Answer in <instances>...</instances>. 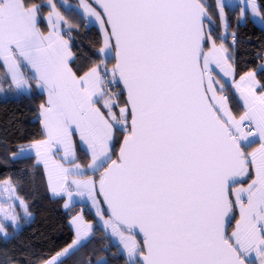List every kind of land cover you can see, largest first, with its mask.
<instances>
[{"label": "snow or ice", "instance_id": "obj_1", "mask_svg": "<svg viewBox=\"0 0 264 264\" xmlns=\"http://www.w3.org/2000/svg\"><path fill=\"white\" fill-rule=\"evenodd\" d=\"M96 2L103 14L87 0H80V8L99 24L103 45L96 53L99 60L79 74L61 34V22H67L53 0H48L47 33L39 26L44 5L0 0L4 79L20 94L31 92V80L46 93L39 106L43 137L20 146L12 159L34 150L54 196L91 200L105 231L119 238L117 254L125 264H254L253 253L264 264V91H259L264 84L254 71L235 83L244 107L237 118L224 86L220 94L214 86L219 81L213 79V65L224 77L232 66L212 28L205 31L203 21L210 18L201 0ZM217 5L227 28L224 0ZM61 6L77 12L67 0ZM249 7L257 14L256 0H246L238 27ZM205 45L210 47L205 50ZM121 84L119 93L111 91ZM125 93L119 106L118 97ZM120 134L123 141L113 159ZM76 135L87 146V165L78 162ZM256 138L258 147L247 151ZM253 172L255 178L244 186L241 181ZM4 184V191L15 192L8 187L11 181ZM98 196L107 205L108 219ZM9 199H18L25 215H31L23 199ZM236 207L240 219L229 232ZM0 215L17 223L13 205H0ZM72 223L76 239L44 264H57L91 236L93 226L82 215ZM0 233L9 235L2 222ZM95 264L108 260L102 256Z\"/></svg>", "mask_w": 264, "mask_h": 264}, {"label": "trees", "instance_id": "obj_2", "mask_svg": "<svg viewBox=\"0 0 264 264\" xmlns=\"http://www.w3.org/2000/svg\"><path fill=\"white\" fill-rule=\"evenodd\" d=\"M53 1L56 2L60 14L67 22H62V27L65 31L70 32V48L74 54L71 66L74 70L78 68L79 74H82L83 71H86L88 67L99 60L96 53L103 44L100 28L98 25L89 24L87 18L79 10L77 12L66 11L61 6L60 0ZM67 1L71 4L78 2V0ZM28 2L44 5L40 9V16L46 14L50 9L45 4L46 0H28ZM87 2L102 14L92 0H87ZM201 2L212 20V25H209V28H212L213 38L216 43L222 41L228 49L229 60L233 63L235 76L242 75L244 72L255 71L257 80L264 84V69L260 68L264 64V25L258 26L253 19L246 15L243 24L238 27L239 9L225 6V14L229 20L227 29L230 33L227 38L221 40L217 0H201ZM256 2L262 18L264 17V0H256ZM39 26L41 29H45L42 20L39 21ZM233 33H236L235 47L232 44ZM114 62V59L109 61L108 66L113 65ZM214 80L219 81V84L214 86L220 94L219 88L223 83L222 79L216 76ZM117 87L119 88V85ZM224 88V94L229 97L230 108L235 115H240L241 105L238 95L230 91L229 85L225 84ZM261 90L264 91V89ZM0 91L3 94V97L0 98V182L5 179L10 180L16 195L25 201L28 211L32 214L31 220L23 222L19 229L13 231L10 227L12 230L9 229L10 235L7 237L0 234V264H41L48 257L57 254L74 239L75 233L69 218L81 209L85 219L94 222L92 234L86 242H83V246L72 250L57 264L60 262L62 264H89L90 260L92 264H95L102 256L107 258L108 264H125L124 257L117 254L118 247L108 237L105 229L97 224V220L90 209L85 211L82 208L84 205L79 204L65 208L62 197L53 198L50 195L44 169L40 164L37 165L34 156L12 159V154L17 152L20 146L30 144L43 137L39 106L45 101V95L36 90L28 92V94L15 93L8 80L4 79L1 67ZM118 99L124 104V95L119 96ZM122 137L123 134H120L114 142L113 159L117 157V150ZM255 144L253 143L248 147L247 151L254 148ZM77 155L78 160L85 165L88 161L86 152L78 148ZM98 197L104 215L107 217L103 197ZM138 239L141 241L140 238ZM105 247L107 251L104 250ZM254 264L259 263L255 261Z\"/></svg>", "mask_w": 264, "mask_h": 264}, {"label": "crops", "instance_id": "obj_3", "mask_svg": "<svg viewBox=\"0 0 264 264\" xmlns=\"http://www.w3.org/2000/svg\"><path fill=\"white\" fill-rule=\"evenodd\" d=\"M224 1H226V0H224ZM55 2V1H54ZM236 2H237V0H236ZM60 3H61V0H60ZM67 3L69 4V5H71V3L69 2V1H67ZM47 6H49L50 7V5H48L47 3H45ZM55 4H56V2H55ZM90 4V3H89ZM225 5H226V7H228L227 5H229L230 3H228V4H226V3H224ZM92 6V5H91ZM57 7V6H56ZM93 7V6H92ZM240 4H237L236 3V5H235V8H238L239 9V11H238V15H239V13H240ZM94 8V7H93ZM229 8V7H228ZM230 8H232V7H230ZM51 11V7H50V9H49V11L48 12H46V14H43L42 16H40V20H42L43 22H44V26H43V28H45L44 30L43 29H41L42 31H44L45 33H47V31L49 30V27H48V20H47V16H48V13ZM57 11H59L58 10V8H57ZM78 11V10H77ZM247 14V16H248V11L246 12ZM82 14V13H81ZM83 15V14H82ZM238 15H237V19H238ZM85 16V15H84ZM86 17V16H85ZM246 17V16H245ZM53 19H55V17L53 18ZM88 20V19H87ZM89 24L90 23H92V24H95V25H98L99 26V24L95 21V18L94 17H91V20L89 21H87ZM62 23V22H61ZM263 25H264V23H263ZM100 28V27H99ZM64 27H62V25H61V34L63 35V33H64ZM63 37H64V35H63ZM64 39H66V40H68V42H69V45H70V39H67V38H65L64 37ZM103 45V44H102ZM218 46H219V44H217ZM210 47V46H209ZM72 51V50H71ZM73 53V52H72ZM227 55H228V57L230 56L229 55V53H227ZM228 63L232 66V68H231V74L228 76V77H224L223 76V73L220 71V69L219 68H216L215 67V65H213V73H212V75H213V79H215L216 78V76H218V77H220L221 79H222V82L223 83H221V85H223L224 87H225V84H227V85H229L230 86V91L231 92H234L236 95H238V98H239V101H240V105H241V113H240V115L243 113V111H244V107H243V101L240 99V94L236 91V89H235V83L236 82H239L240 81V77L241 76H244L246 73H248V72H250V71H248V72H245L244 74H242L241 76H235V73H234V68H233V63H231L230 62V60L228 59ZM0 67H1V70H2V73H4V75H5V70H4V68H3V62L2 61H0ZM257 79V78H256ZM258 81V80H257ZM8 83H9V85H11V82H10V79L8 80ZM30 84H31V86H32V90H36L37 92H41V90H39V89H37L36 87H35V84H36V81L35 80H31L30 81ZM12 87V89L15 91V93H18L17 92V90L13 87V86H11ZM220 89V88H219ZM31 90V91H32ZM259 91H262L261 89H259ZM218 92V91H217ZM24 94H28V92H25ZM44 95H45V100H46V93H43ZM219 94V93H218ZM224 94V93H223ZM225 95V94H224ZM1 97H3V94L1 93V91H0V98ZM119 100V99H118ZM98 106H100V105H98ZM119 106H123V104L121 103V101L119 100ZM230 107V106H229ZM114 111H116L117 113H118V111H119V107H116V108H114ZM240 115H236L237 116V118H239V116ZM74 143H75V151H76V156L78 157V155H77V149L78 148H80L81 150H83L84 152H86V154H87V146L86 145H84V144H82V142H80V140H79V136L78 135H76L75 137H74ZM255 146H254V148L255 147H258V145H259V139L258 138H256V141H255ZM28 145V144H27ZM23 146H26V145H23ZM252 150V149H251ZM251 150H249V151H251ZM26 154H29V156H34L35 157V160H37V158H36V155H35V151L34 150H32V151H30V152H28V153H26ZM60 155H62V153H60ZM88 155V154H87ZM55 158H57V159H59V156H57V157H55ZM89 160H90V158H89V156H88V161H87V163H85V165H87L88 163H89ZM78 162L79 163H81L80 162V160H78ZM82 164V163H81ZM83 165V164H82ZM40 166L44 169V165L41 163L40 164ZM44 174H45V169H44ZM87 175H93L91 172H88L87 173ZM45 178H46V180H47V176H46V174H45ZM94 178L95 179H98L99 178V174L98 173H95V175H94ZM255 178V174H254V172L252 173V175H250V176H248V177H246V178H244L242 181H241V183L244 185V186H247V184L248 183H250L251 182V180L252 179H254ZM237 186H239V185H237ZM47 188L49 189V187H48V183H47ZM49 192H50V195L53 197V198H55V197H62L63 199H64V205H65V203H68V197L66 196V195H62V196H54L53 194H52V192L50 191V189H49ZM234 199V198H233ZM100 200V199H99ZM70 202H73V203H70V204H73V205H76V204H79V205H84V206H86V208H89L90 210H91V204H92V201L91 200H89L86 196L85 197H80V196H73V198H72V200L70 201ZM69 204V206L68 207H71V206H73V205H70ZM67 207V208H68ZM91 212H92V210H91ZM92 214H93V216H94V213L92 212ZM95 217V216H94ZM105 218H107L108 219V217H105ZM238 219H240V210H239V208L238 207H236V208H234V219H232V221H231V224L228 226V231L229 232H231L232 231V229L235 227V221L236 220H238ZM98 224V223H97ZM102 225V226H101ZM101 227L103 228V229H105L104 228V224H103V220H102V222H101ZM106 234L108 235V237L112 240V242L118 247V250H119V248H122V245H120V243H119V238L118 237H113L112 235H111V229H108L107 230V232H106ZM137 238V237H136ZM138 239V238H137ZM139 240V239H138ZM252 260L255 262H257V263H259V261L258 260H256V257H255V254L253 253L252 254Z\"/></svg>", "mask_w": 264, "mask_h": 264}, {"label": "rangeland", "instance_id": "obj_4", "mask_svg": "<svg viewBox=\"0 0 264 264\" xmlns=\"http://www.w3.org/2000/svg\"><path fill=\"white\" fill-rule=\"evenodd\" d=\"M244 2H246V0H237V2H236V0H226V1H224V3H226V4L230 3L229 5H232V8H235L236 3H237V4H240V7H239V8H240V13H239V15H238V18H239L240 15H241V10H242L243 3H244ZM46 3L48 4V0H46ZM53 3H55V2L53 1ZM87 3H88V2H87ZM256 3H257V2H256ZM71 5L75 6L76 9L79 10V11L84 15V13H83V9L80 8V0H78L77 3H73V4H71ZM90 5H91V4H90ZM217 9L219 10L218 5H217ZM247 11H248V16H249V18H250V19H253L254 22H255L258 26L262 27L264 22H263V20H262L261 17H260V14H259L258 9H257V14H253L252 9H251L250 7L247 9ZM224 13H225V9H224ZM246 14H247V13H245V16H246ZM225 17H226V19H227L226 14H225ZM86 18H87L89 21L91 20V17H87V16H86ZM237 20H238V19H237ZM244 21H245V17H244ZM228 22H229V20H227V27H228ZM209 25H210V24H207V26H206V31H208V29H209ZM210 26H211V25H210ZM219 31H220V32H219L220 36H223L224 38H227L228 34L230 33V31H229L227 28H225L224 23L221 21V19H220V30H219ZM221 43H223V42L220 41V42L217 43V44L220 45ZM223 44H224V43H223ZM209 46H210V45H206V46H205V50H207V48H208ZM224 46H225V48H227L225 44H224ZM228 53H229V52H228ZM262 66H264V64H263ZM262 66H260V68H261V69H264V67H262ZM108 67L111 68L112 65H109ZM254 72H255V71H254ZM244 73H245V72H244ZM244 73H243V74H244ZM239 76H241V75H239ZM15 153H16V152H15ZM25 156H29V154H25ZM5 181H10V180L5 179V180H3V181L0 182V205H3L5 208L9 207L10 205H13V206H14L15 214L17 215V223H16L15 225H13V224L11 223L10 220H9V221H3V220H2V215H0V222L3 223L5 232H7V233L10 235V232H9V229H11L10 227H12L13 231L19 229V228L21 227V225H22L23 222H27V221L31 220V218H32V214H31L30 216H26L25 213H24L23 208H21V207L19 206V200H18V199H9V196H10V195H13V196H15V197H18V196L16 195V192L11 193L10 191H8V192L4 191V188H5V184H4V182H5ZM12 186H13V185H12V183H11L8 187L11 188ZM97 199L99 200V197H97ZM67 201H68V205H69L70 203H73V202H70L69 199H68ZM70 205H73V204H70ZM100 207H101V205H100ZM91 210H92V212L94 213V216H95V219L97 220L98 225H101L102 220L100 219V217H98V216L96 215V208L93 207V204H91ZM78 214L83 216V219H84V221H85L86 223H91L92 226H93V224H94V222H93L92 220H89V219L87 220V219H85L84 212H83L82 209H81L80 211H77V212L73 213V214L70 216L69 220H70L71 227H72V229L74 230V233H75L74 239H76V226L72 223V218H73L74 216L78 215ZM105 217H106V216L104 215V219H107V218H105ZM101 226H102V225H101ZM12 229H11V230H12ZM0 234H2V233H0ZM2 235H3V234H2ZM74 239H73V240H74ZM73 240H72V241H73ZM71 243H72V242H71ZM71 243H70V244H71ZM68 245H69V244H68ZM66 247H67V246H66ZM66 247H65V248H66ZM65 248H63V249H65ZM63 249H61V250L58 251L57 253L62 252ZM74 249H76V248H74ZM74 249H72V250H74ZM72 250H71V251H72ZM71 251H70V252H71ZM56 255H57V254L48 257V259H47L46 261L51 260V258L54 257V256H56ZM67 255H68V254H67ZM67 255H66V256H67ZM64 257H65V256H61V257H59V260L62 259V258H64ZM41 264H44V262L41 263Z\"/></svg>", "mask_w": 264, "mask_h": 264}, {"label": "water", "instance_id": "obj_5", "mask_svg": "<svg viewBox=\"0 0 264 264\" xmlns=\"http://www.w3.org/2000/svg\"><path fill=\"white\" fill-rule=\"evenodd\" d=\"M92 2L94 3V4H96L98 7H99V9L101 10V12H102V14H103V9L100 7V5L96 2V0H92ZM202 3V2H201ZM205 11H206V13H207V17H209L210 18V16H209V14H208V11L205 9ZM105 20H106V17H105ZM207 24H210V25H212V20H211V18H210V20L209 19H204V21H203V25H204V28H205V25H207ZM115 61V60H114ZM115 63V62H114ZM119 87H120V89L122 90V88H123V86H122V84L121 85H119ZM124 99L126 100V93L124 94ZM122 141H123V137H122V139H121V141H120V143H122ZM119 148H120V146H119ZM119 148H118V150H117V156H118V154H119ZM117 158V157H116ZM115 158V159H116ZM105 205V208H106V215H107V217L109 218V216H110V212L108 211V209H107V205L106 204H104ZM137 237L138 238H140V240H141V242H142V239H143V237H142V234H139V232H138V230H137Z\"/></svg>", "mask_w": 264, "mask_h": 264}, {"label": "built area", "instance_id": "obj_6", "mask_svg": "<svg viewBox=\"0 0 264 264\" xmlns=\"http://www.w3.org/2000/svg\"><path fill=\"white\" fill-rule=\"evenodd\" d=\"M63 35H64L65 38H68V39H69L70 32H69V31H65V32L63 33ZM111 91H112V92H117V93L120 92V90L117 88V86L112 87V88H111ZM82 208H83L85 211L89 210V208H86L85 206H83Z\"/></svg>", "mask_w": 264, "mask_h": 264}]
</instances>
